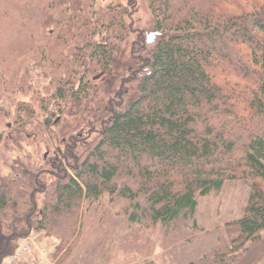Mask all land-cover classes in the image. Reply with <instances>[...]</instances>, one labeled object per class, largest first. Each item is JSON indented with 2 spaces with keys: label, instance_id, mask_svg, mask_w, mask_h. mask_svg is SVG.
I'll use <instances>...</instances> for the list:
<instances>
[{
  "label": "trees",
  "instance_id": "16d2710c",
  "mask_svg": "<svg viewBox=\"0 0 264 264\" xmlns=\"http://www.w3.org/2000/svg\"><path fill=\"white\" fill-rule=\"evenodd\" d=\"M88 6L79 16L86 73L110 68L123 31L136 39L131 52L140 67L93 140L72 138L42 165L17 160L13 174L0 172V264L31 231L64 248L77 235L83 204L104 194L114 208L124 203L117 213L133 223L170 224L236 180L250 183L251 194L230 256L215 264H260L264 0H152V35L134 28L133 0ZM85 80L58 83L46 102L64 109L80 102L89 93Z\"/></svg>",
  "mask_w": 264,
  "mask_h": 264
},
{
  "label": "rangeland",
  "instance_id": "374dc122",
  "mask_svg": "<svg viewBox=\"0 0 264 264\" xmlns=\"http://www.w3.org/2000/svg\"><path fill=\"white\" fill-rule=\"evenodd\" d=\"M90 1L0 0V172L5 176L13 174L17 160L42 165L43 158L59 155L72 138L93 140L114 103L131 90L140 61L131 52L136 39L127 37V31L119 34L125 38L110 68L86 73L79 16ZM133 1L134 28L152 35V0ZM81 77H86L89 93L80 102L71 101L65 109L56 101L46 102L58 83L73 79L79 87ZM250 194V183L228 181L219 192L200 198L193 216L156 225L133 223L130 214L117 213L126 208L124 203L114 208L104 194L83 204L77 235L64 248L57 238L32 231L43 233L42 238L30 234L32 240L20 239L17 250L27 241L42 248L48 238L57 246L46 249L40 264H215L218 257L230 256L239 235L236 222L244 217Z\"/></svg>",
  "mask_w": 264,
  "mask_h": 264
},
{
  "label": "built area",
  "instance_id": "2783aa9c",
  "mask_svg": "<svg viewBox=\"0 0 264 264\" xmlns=\"http://www.w3.org/2000/svg\"><path fill=\"white\" fill-rule=\"evenodd\" d=\"M55 246H57L55 241H49L44 250L42 249L43 247L39 248L36 241H29L22 245L14 255L7 258L4 264H21L27 259L28 264H40V260L43 257L42 255H45L46 249L54 248Z\"/></svg>",
  "mask_w": 264,
  "mask_h": 264
},
{
  "label": "crops",
  "instance_id": "0c3cea01",
  "mask_svg": "<svg viewBox=\"0 0 264 264\" xmlns=\"http://www.w3.org/2000/svg\"><path fill=\"white\" fill-rule=\"evenodd\" d=\"M36 234V237L34 238V239H36V238H39V237H41L42 235H43V233H34V234H32V236H34ZM42 238V237H41ZM48 239V238H47ZM29 240H32V238H30L29 237ZM48 240H50V239H48ZM25 241H27V240H25ZM24 241V242H25Z\"/></svg>",
  "mask_w": 264,
  "mask_h": 264
},
{
  "label": "water",
  "instance_id": "95a60500",
  "mask_svg": "<svg viewBox=\"0 0 264 264\" xmlns=\"http://www.w3.org/2000/svg\"><path fill=\"white\" fill-rule=\"evenodd\" d=\"M152 41V40H150ZM31 232L28 234V236H30ZM26 237L25 236H21L20 239H25ZM9 245V241L7 242V246Z\"/></svg>",
  "mask_w": 264,
  "mask_h": 264
}]
</instances>
